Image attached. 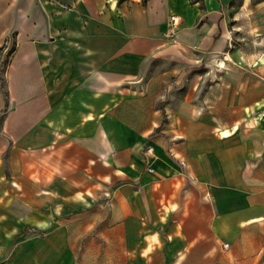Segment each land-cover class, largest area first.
<instances>
[{
  "label": "crops",
  "instance_id": "crops-1",
  "mask_svg": "<svg viewBox=\"0 0 264 264\" xmlns=\"http://www.w3.org/2000/svg\"><path fill=\"white\" fill-rule=\"evenodd\" d=\"M0 67V264H264V0H0Z\"/></svg>",
  "mask_w": 264,
  "mask_h": 264
},
{
  "label": "built area",
  "instance_id": "built-area-1",
  "mask_svg": "<svg viewBox=\"0 0 264 264\" xmlns=\"http://www.w3.org/2000/svg\"><path fill=\"white\" fill-rule=\"evenodd\" d=\"M172 23H173V25H175V23H176V18L175 17H172ZM145 151H146L147 154L152 155L153 147L152 146H147ZM147 167H148V170H150V171L153 170V167L150 164H148ZM225 246L226 247L229 246V243H225Z\"/></svg>",
  "mask_w": 264,
  "mask_h": 264
},
{
  "label": "rangeland",
  "instance_id": "rangeland-1",
  "mask_svg": "<svg viewBox=\"0 0 264 264\" xmlns=\"http://www.w3.org/2000/svg\"><path fill=\"white\" fill-rule=\"evenodd\" d=\"M11 45H12V42H10V43L8 44L7 49H10V47H12ZM3 58H4V57H3ZM5 58H6V57H5ZM5 58H4V59H5ZM166 66H168V64L158 65V66L156 65L155 68H156V70H162V69H164ZM172 80H173V79H172ZM185 83H186V80L183 81V85H184V87L188 86V84H185Z\"/></svg>",
  "mask_w": 264,
  "mask_h": 264
},
{
  "label": "trees",
  "instance_id": "trees-1",
  "mask_svg": "<svg viewBox=\"0 0 264 264\" xmlns=\"http://www.w3.org/2000/svg\"><path fill=\"white\" fill-rule=\"evenodd\" d=\"M12 49H13V47L10 48V51H12ZM3 66H4V65H3ZM3 66H2V67H3ZM2 67H0V83H1V86H2L3 88H5V87H4L5 84H4V75H3V73H2V70H3ZM5 94H7V93L5 92ZM5 109H6V107H5ZM5 109L3 110V113H4Z\"/></svg>",
  "mask_w": 264,
  "mask_h": 264
},
{
  "label": "bare ground",
  "instance_id": "bare-ground-1",
  "mask_svg": "<svg viewBox=\"0 0 264 264\" xmlns=\"http://www.w3.org/2000/svg\"><path fill=\"white\" fill-rule=\"evenodd\" d=\"M221 61V60H220Z\"/></svg>",
  "mask_w": 264,
  "mask_h": 264
}]
</instances>
